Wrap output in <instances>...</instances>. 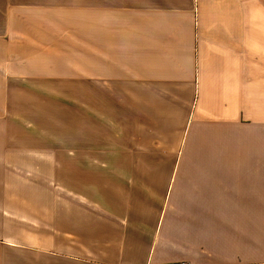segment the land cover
I'll list each match as a JSON object with an SVG mask.
<instances>
[{"label": "crops", "instance_id": "1", "mask_svg": "<svg viewBox=\"0 0 264 264\" xmlns=\"http://www.w3.org/2000/svg\"><path fill=\"white\" fill-rule=\"evenodd\" d=\"M132 2L21 12L0 38V264H264V152H241L264 131V0ZM48 161L169 165L113 164L71 201L18 185L12 163Z\"/></svg>", "mask_w": 264, "mask_h": 264}, {"label": "rangeland", "instance_id": "2", "mask_svg": "<svg viewBox=\"0 0 264 264\" xmlns=\"http://www.w3.org/2000/svg\"><path fill=\"white\" fill-rule=\"evenodd\" d=\"M132 2L134 0H127ZM135 3V2H132ZM90 0H0V38L2 41V47H6V40L9 38V24L13 23L16 14L25 12L30 17L40 15L41 18L46 19H57L59 13L58 11L62 8L74 7L77 12L78 5H88ZM82 9V8H81ZM44 29L40 30V35L45 38ZM48 37V34H47ZM46 126V125H41ZM28 127V128H27ZM16 133L18 138H23L24 140L30 139L26 137L28 135H33V141H39V139L47 138L49 140V146L46 147L48 152L52 153L56 147L52 144L55 142L54 138L39 136L32 127L29 125H17ZM71 129L66 131L65 139V149L66 152H73V150L88 153V141L82 145L83 139H81V144L77 146V141L71 135ZM51 131H49L50 133ZM48 133V134H49ZM259 134V131H258ZM20 136V137H19ZM48 136V135H47ZM264 137V131L261 135ZM262 137L261 142L256 143V148H250L247 150L241 149V152H264V138ZM114 147L111 145L103 144V141L98 139L97 141V152L98 153H111L110 149ZM42 152L41 149H38ZM118 165L119 170L122 165L124 169H129L132 165V169H146L152 170L153 165H169V163H101V162H16L11 165H15L16 169L22 171L32 172V178H26L23 176H18V185H23L22 182L27 181V184H32L33 186H44L49 187L47 190L51 192L49 198L53 200L58 196H63L65 200L71 201H88L91 200L90 197L95 195V186L103 187L107 182V177L110 174L107 171L112 170V165ZM12 168V167H10ZM162 169V168H156ZM131 172L123 173L124 175ZM23 175V174H19ZM134 176V174H133ZM161 181V178H158ZM92 191V193H90ZM37 197V195H34ZM97 197L103 196V193H98ZM92 200H95L94 198Z\"/></svg>", "mask_w": 264, "mask_h": 264}, {"label": "built area", "instance_id": "3", "mask_svg": "<svg viewBox=\"0 0 264 264\" xmlns=\"http://www.w3.org/2000/svg\"><path fill=\"white\" fill-rule=\"evenodd\" d=\"M178 264H187V263H185V262H180V263H178Z\"/></svg>", "mask_w": 264, "mask_h": 264}]
</instances>
